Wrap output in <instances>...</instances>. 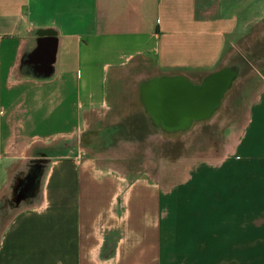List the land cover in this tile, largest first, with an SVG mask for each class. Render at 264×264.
Here are the masks:
<instances>
[{"label": "crops", "instance_id": "crops-1", "mask_svg": "<svg viewBox=\"0 0 264 264\" xmlns=\"http://www.w3.org/2000/svg\"><path fill=\"white\" fill-rule=\"evenodd\" d=\"M261 5L0 0V264H264V79L222 153L176 182L81 143L110 111L111 80L137 66L154 125L206 120L188 87L229 68Z\"/></svg>", "mask_w": 264, "mask_h": 264}, {"label": "rangeland", "instance_id": "rangeland-1", "mask_svg": "<svg viewBox=\"0 0 264 264\" xmlns=\"http://www.w3.org/2000/svg\"><path fill=\"white\" fill-rule=\"evenodd\" d=\"M261 6L255 7L252 29L228 50L227 66L235 71V77L209 118L194 122L186 130L170 131L154 125L140 102L135 76L140 74L141 66H137L130 73H118L117 81L111 80L110 111L93 126L94 130L87 131L95 135L81 143H90L95 152L123 160L131 172L159 176L163 185L178 181L197 160L219 156L229 134L242 124L246 97L264 79V6ZM37 167L31 161L28 163L31 176L36 177Z\"/></svg>", "mask_w": 264, "mask_h": 264}, {"label": "water", "instance_id": "water-1", "mask_svg": "<svg viewBox=\"0 0 264 264\" xmlns=\"http://www.w3.org/2000/svg\"><path fill=\"white\" fill-rule=\"evenodd\" d=\"M234 77L235 71L233 69L224 67L211 73L207 78H205L202 86L188 87L190 92L189 109L191 111V115L197 108L195 96L197 95L198 91H202V114L205 118H209L216 107L219 106L224 93L229 88V85L231 84Z\"/></svg>", "mask_w": 264, "mask_h": 264}]
</instances>
